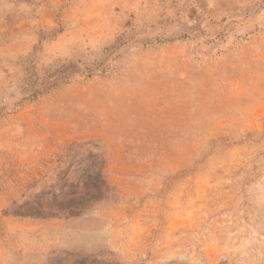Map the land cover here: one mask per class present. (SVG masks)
Here are the masks:
<instances>
[{
  "label": "rangeland",
  "instance_id": "obj_1",
  "mask_svg": "<svg viewBox=\"0 0 264 264\" xmlns=\"http://www.w3.org/2000/svg\"><path fill=\"white\" fill-rule=\"evenodd\" d=\"M0 264H264V0H0Z\"/></svg>",
  "mask_w": 264,
  "mask_h": 264
},
{
  "label": "trees",
  "instance_id": "obj_2",
  "mask_svg": "<svg viewBox=\"0 0 264 264\" xmlns=\"http://www.w3.org/2000/svg\"><path fill=\"white\" fill-rule=\"evenodd\" d=\"M72 66V65H71Z\"/></svg>",
  "mask_w": 264,
  "mask_h": 264
}]
</instances>
